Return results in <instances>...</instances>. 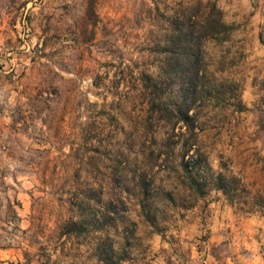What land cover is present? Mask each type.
<instances>
[{
	"label": "rangeland",
	"instance_id": "374dc122",
	"mask_svg": "<svg viewBox=\"0 0 264 264\" xmlns=\"http://www.w3.org/2000/svg\"><path fill=\"white\" fill-rule=\"evenodd\" d=\"M219 173L264 185V0H0V264H264Z\"/></svg>",
	"mask_w": 264,
	"mask_h": 264
},
{
	"label": "trees",
	"instance_id": "16d2710c",
	"mask_svg": "<svg viewBox=\"0 0 264 264\" xmlns=\"http://www.w3.org/2000/svg\"><path fill=\"white\" fill-rule=\"evenodd\" d=\"M189 35L180 31V36H178V52L187 53L188 57H193L195 54L194 46L191 47L189 43H186ZM185 40V41H184ZM190 46V47H189ZM179 60L176 62V69L179 68ZM189 109L185 110L184 119H188ZM196 158V159H195ZM194 161L189 163L186 166V171L190 173L191 178H194V175L199 174L203 168L199 164V157L195 155L193 157ZM210 169V168H209ZM212 185L217 190L223 191L230 199L234 201H240V203L249 209V211H254L258 208H264V185L261 189L255 192H246L247 194H242L241 185L238 183L235 177L227 176L224 173H219L212 177ZM191 190L193 191H202V186L199 183L192 182L190 185ZM242 197V198H241ZM88 222L86 219H81L79 221L70 220L64 223L63 228L65 229V235L80 236L87 232Z\"/></svg>",
	"mask_w": 264,
	"mask_h": 264
}]
</instances>
